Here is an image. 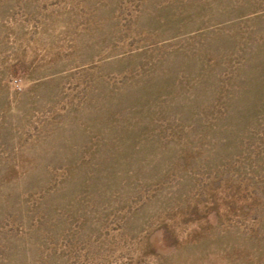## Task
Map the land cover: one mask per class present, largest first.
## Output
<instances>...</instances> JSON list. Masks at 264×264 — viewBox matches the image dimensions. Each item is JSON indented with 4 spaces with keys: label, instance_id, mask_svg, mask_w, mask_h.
Segmentation results:
<instances>
[{
    "label": "rangeland",
    "instance_id": "rangeland-1",
    "mask_svg": "<svg viewBox=\"0 0 264 264\" xmlns=\"http://www.w3.org/2000/svg\"><path fill=\"white\" fill-rule=\"evenodd\" d=\"M0 264H264V0H0Z\"/></svg>",
    "mask_w": 264,
    "mask_h": 264
}]
</instances>
